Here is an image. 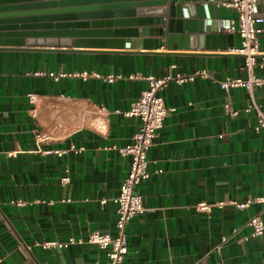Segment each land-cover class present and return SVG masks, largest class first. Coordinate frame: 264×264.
Here are the masks:
<instances>
[{
    "label": "crops",
    "instance_id": "obj_1",
    "mask_svg": "<svg viewBox=\"0 0 264 264\" xmlns=\"http://www.w3.org/2000/svg\"><path fill=\"white\" fill-rule=\"evenodd\" d=\"M227 1L216 2L219 28L237 16ZM258 11L264 14V0ZM159 27L167 31V23L152 20L108 27L135 28L138 38L151 41L137 48L132 42L0 46V264H105V252L95 244L42 243L95 231L115 234L114 199L130 156L112 146L132 141L139 119L124 112L148 88L146 79L131 75H190L199 69L211 77L173 80L162 92L169 111L148 154L151 175L136 189L146 210L128 224L129 254L122 264H216L221 254L229 264H264V233L248 237L247 225L263 204L232 203L264 195V129L257 131L255 111L245 110L251 103L247 89L220 86L227 77L247 78L244 57L233 47L180 48L176 42L169 49L166 36L151 31ZM172 31L186 29L176 24ZM260 40L264 49V35ZM256 73L264 77V68ZM29 93L36 94L35 102ZM253 95L264 107V85ZM55 150L65 152H48ZM200 201L227 203L202 212L196 209ZM224 236L229 239L219 253L215 247Z\"/></svg>",
    "mask_w": 264,
    "mask_h": 264
},
{
    "label": "water",
    "instance_id": "obj_2",
    "mask_svg": "<svg viewBox=\"0 0 264 264\" xmlns=\"http://www.w3.org/2000/svg\"><path fill=\"white\" fill-rule=\"evenodd\" d=\"M218 1L220 0H0V46L125 47L127 42H132L137 48L150 44L151 41L138 38L135 28L108 27H118L123 22L136 25L152 20L160 26L167 23V31L164 27L151 31H157L159 37L165 35L169 49L176 42L180 48L191 46L193 49H227L235 46V35L224 32L223 27H217ZM121 14L128 18H119ZM166 14L169 16L167 21ZM151 15L154 17H150ZM176 24L183 25L186 31L173 33L172 26ZM126 31L135 34L127 39L116 38ZM111 32L116 36H110ZM159 40L160 38H156L154 41L156 48L159 47Z\"/></svg>",
    "mask_w": 264,
    "mask_h": 264
},
{
    "label": "built area",
    "instance_id": "obj_3",
    "mask_svg": "<svg viewBox=\"0 0 264 264\" xmlns=\"http://www.w3.org/2000/svg\"><path fill=\"white\" fill-rule=\"evenodd\" d=\"M261 0H229L225 5L234 9L237 13L236 18L230 19L225 31L238 34L240 37V45L231 49L232 52L241 54L244 57V69H246L247 78L227 77L220 81V86L224 89L231 87H244L250 94L251 103L245 109L247 112L255 111L256 124L255 129L260 131L264 129V107L258 103L253 95V91L257 86L264 85V77L256 73L257 68H264V49L261 46L260 37L264 35V14L258 11ZM54 75V73H50ZM204 78L211 77V73L207 69H199L190 75L178 74L176 76L164 75L156 77L153 74L131 75L132 78H144L148 82V88L142 92L141 96L135 101L126 116H135L139 119V127L133 135L132 141L125 146L113 145L112 148L117 149L121 154L130 156V167L123 179L119 194L114 201L117 203V218L115 221V234L110 232L95 231L90 233L86 238L68 237L65 241H46L42 243L44 248L62 245L68 247L74 243H91L103 250L106 255L105 264H122L126 256L129 254L128 246V224L131 219L146 210L143 204L142 196L137 192V186L143 181L149 179L151 173L149 170V151L154 144L158 130L164 125V120L168 114L163 90L170 81L175 80L178 83L193 79L195 76ZM55 76V75H54ZM111 79V77H109ZM30 101L35 102L37 96L35 93L28 94ZM227 108L228 105H225ZM102 111L109 112L108 109L102 107ZM115 112H120L115 110ZM38 140L44 138L43 134L37 135ZM62 155L64 150L48 151ZM264 168V165H263ZM68 177H63V182H68ZM104 201V200H103ZM227 202L219 201L211 204L206 201H200L196 204V209L202 212H210L213 206L223 207ZM238 208H245L252 203L263 204V207L252 215L247 221V225L251 228L248 237H257L264 233V195L257 196L253 199H247L244 202L232 201ZM229 237L224 236L222 241L216 245L215 249L221 253L223 245L228 241ZM97 264V263H95ZM216 264H229L222 256Z\"/></svg>",
    "mask_w": 264,
    "mask_h": 264
}]
</instances>
